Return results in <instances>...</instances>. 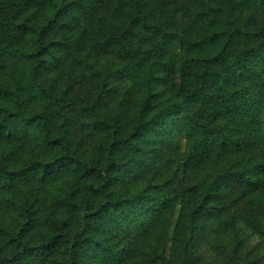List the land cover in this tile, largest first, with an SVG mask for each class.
Returning <instances> with one entry per match:
<instances>
[{
	"label": "trees",
	"instance_id": "trees-1",
	"mask_svg": "<svg viewBox=\"0 0 264 264\" xmlns=\"http://www.w3.org/2000/svg\"><path fill=\"white\" fill-rule=\"evenodd\" d=\"M73 1L0 0V264H120L173 212L182 264L194 242L264 264V26L232 16L264 0ZM163 131L183 143L141 172ZM128 173L142 187L113 189Z\"/></svg>",
	"mask_w": 264,
	"mask_h": 264
},
{
	"label": "rangeland",
	"instance_id": "rangeland-1",
	"mask_svg": "<svg viewBox=\"0 0 264 264\" xmlns=\"http://www.w3.org/2000/svg\"><path fill=\"white\" fill-rule=\"evenodd\" d=\"M77 1H81V0H77ZM82 1L86 2L87 5L94 3L93 0H82ZM124 1L125 0H102L104 4L101 5V2H100V5L98 7L102 6L100 10H104L105 12H107V9L111 10V16H114L116 15V12H117L115 8L119 10H123V11L126 9L128 10V6L127 7L124 6ZM158 1L159 0H151V4L153 5L152 11L155 10L154 9L155 4H157L156 2ZM77 5L78 4L74 2V4L72 5V10H78ZM112 6H113V9L111 8ZM158 6L160 5L158 4ZM96 10L97 9L95 8L91 13H89V15L86 18H84V20H86V24L88 23L90 25L87 27V31H83L85 35H88V30H91L94 27L95 19L93 18V16L97 12ZM162 10L164 12L166 11L165 14L170 13V8H167L166 10L162 8ZM259 13L260 15L257 17V16H254L251 9L250 10H237L236 12L234 11V14H232V16H233V19H235L238 23H240L243 26H247L249 27L250 30H252L253 27L256 25L263 24L264 26V12L262 11ZM249 14H251L250 17H249ZM237 22H236V24L238 25L237 27L240 28L241 25L238 24ZM106 28H108V25ZM96 31L97 30H94V32L89 31V33L93 34ZM100 32L101 34L104 33V31L102 30H100ZM242 42H243V39L236 38L234 42L231 43V49L238 48V46ZM111 60L113 61L114 59H111ZM107 62H110L108 57H107ZM176 82L170 84L171 90H177L179 88L180 84L179 82L177 83ZM181 86L186 87L187 84H183ZM165 94H168V92H166ZM72 96L75 97V95H72ZM112 97H113V94L109 96V99H111ZM69 102L72 104L71 119H72V127L75 130L74 136L76 138L78 134V139H80V141L83 142L81 146L85 148L84 143L88 141V136L90 134V131L87 127L88 125H87L86 118L82 115H79V113L76 111V106L73 101H69ZM163 132L164 134L163 133L157 134L158 135L157 138H160L158 142L159 144H158L157 153L151 156L148 155L144 157L143 163H142L143 167L141 169V172L146 169L147 173L157 175L158 171L161 169V166H163L164 164L161 160L154 161V155H157L158 153H160V150H161L164 156H167L166 155L167 152H170L171 150L175 149L178 144L180 146V143H183V139L179 140V138H175L172 133H167L165 131ZM257 147L263 148L262 143L260 144V141L256 143V148ZM199 170L200 172L202 171L206 172L203 166H200ZM191 174L192 176H196L194 172H192ZM261 175L264 176V172H261ZM139 180L140 179L133 177L131 173H128L124 176V179L122 181H118L117 183H115L114 186H112V188L115 190H129V188H132V190L133 188L136 190H139L143 185V181L142 180L139 181ZM132 183L134 184L132 185ZM174 213L175 212H173V217L171 218V221H170L171 223H169L166 229L164 228L165 229L164 231H161L162 229L157 230L156 232H154V235L151 236L150 238H144L142 240L136 241V243L134 244V247L138 250L137 255L136 254L133 255V252H132V254H130L129 257H126L125 259H123L120 262V264H182V261H183L182 255L184 254V252H180L181 250L179 247L181 246V244L177 242L174 243V239H173L174 236H172L173 232L175 231L174 224H175L176 214L174 215ZM112 228L113 227L111 226H107L106 229H108L109 231H114ZM256 238H257L256 236L249 237V239H247L244 245L250 246L254 244L255 241L257 240ZM204 241H206V239ZM202 246H203L202 244L198 245L196 244V242H194L190 248L186 247L187 251H189V260L187 264H220L224 260H227L228 258L230 259L235 256L232 253H228L226 250H224L222 254H220L217 250L214 251L213 253L212 252L206 253L204 248H201ZM89 253H87L81 259L79 264H103L99 258H97L95 255L91 253V251H89ZM61 254H62V248L55 250L53 253V258H54L53 260L61 259L62 258ZM70 262L71 261H67V258H66L65 263L63 264H70Z\"/></svg>",
	"mask_w": 264,
	"mask_h": 264
}]
</instances>
